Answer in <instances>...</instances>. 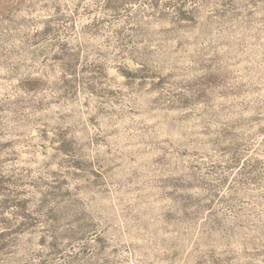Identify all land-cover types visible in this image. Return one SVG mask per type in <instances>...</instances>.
<instances>
[{"label": "rangeland", "instance_id": "rangeland-1", "mask_svg": "<svg viewBox=\"0 0 264 264\" xmlns=\"http://www.w3.org/2000/svg\"><path fill=\"white\" fill-rule=\"evenodd\" d=\"M0 264H264V0H0Z\"/></svg>", "mask_w": 264, "mask_h": 264}]
</instances>
